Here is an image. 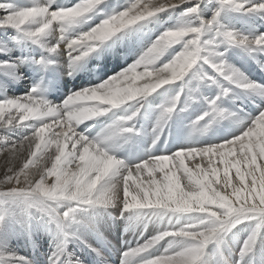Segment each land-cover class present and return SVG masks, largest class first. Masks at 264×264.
Returning a JSON list of instances; mask_svg holds the SVG:
<instances>
[{
  "label": "snow or ice",
  "instance_id": "1",
  "mask_svg": "<svg viewBox=\"0 0 264 264\" xmlns=\"http://www.w3.org/2000/svg\"><path fill=\"white\" fill-rule=\"evenodd\" d=\"M164 15L171 23L153 40L145 29ZM262 29L264 0H0V153L8 154L0 264H33L10 250L7 234L34 220L51 237L48 264H83L75 246L105 264L88 236L109 243L97 225L113 209L139 237L120 264H253L264 249V79L236 65L264 77ZM125 45L139 51L126 68L60 103L48 99L63 75ZM24 80L27 91L8 94ZM190 110L181 139L178 121ZM141 118H151L149 133ZM224 120L232 133L200 141ZM174 124V150H161ZM145 135L142 153L120 155ZM240 232L243 241L230 245Z\"/></svg>",
  "mask_w": 264,
  "mask_h": 264
},
{
  "label": "bare ground",
  "instance_id": "2",
  "mask_svg": "<svg viewBox=\"0 0 264 264\" xmlns=\"http://www.w3.org/2000/svg\"><path fill=\"white\" fill-rule=\"evenodd\" d=\"M20 2H24V0H20ZM125 0H110V3L113 5L116 4H123ZM171 23V20L167 15H164L163 18L161 19V22L159 25L157 24H149L148 27L145 29V32L148 34V36L151 37V39H155L157 35H159V32L163 30V27L168 26ZM239 26V25H238ZM264 30V29H262ZM121 50H124V52L128 53V56L131 55L132 58L131 62L126 65V67L131 64L135 59L136 56L139 54V51H133L130 46H117L112 52L106 53L101 56V59L104 60L106 58L107 54H117L121 52ZM106 63V62H105ZM239 62H237L238 64ZM238 66V65H236ZM124 67V68H126ZM118 73V72H116ZM115 74V73H114ZM112 76V75H111ZM110 77V76H109ZM61 79H64V76L61 77ZM28 86H27V80L22 81L19 84L12 85L9 90L8 94L9 95H22L25 91H27ZM152 99V98H150ZM53 101V100H52ZM155 104L160 102V99L157 98L153 101ZM5 130L0 129V137L4 136ZM15 139L16 137H12ZM50 151L54 152V148H51ZM26 151L22 154L19 155V158L16 159L15 165L17 167L20 166V164L23 162V160L26 158ZM8 160V154L7 153H0V179H3V173L5 171V162ZM191 163V162H189ZM234 175V174H233ZM129 220L127 217H121L120 212L117 209H113L111 215L105 214L103 217L100 218L98 221V227L100 231L103 233V236L105 237V240L108 243L109 246L111 247H117L119 246V242L121 239L120 234H122V231L128 228L129 226ZM129 232V231H128ZM156 232V226L152 225L149 227V229L145 233V238L150 237L151 235L155 234ZM132 233V231H130ZM230 236H232L230 234ZM244 233H236L235 238L230 239V244L231 245H237L238 244V239L243 241ZM136 239L137 236H134ZM89 242L92 243V240L90 238V235L88 236ZM228 240V238H227ZM236 240V242H235ZM44 241H49L51 243V237L48 234V232L44 229V227L40 224L39 221H33L31 229L29 231H25L22 227L20 226H12L9 228L8 234H7V243L8 247L10 248L11 251L19 254L20 256H25L26 253L24 252V248L26 245L31 244L34 246L39 247L40 244L42 243V248L45 246L43 245ZM229 243V240H228ZM73 251H76L77 248L74 247L73 249H70ZM122 250V249H121ZM124 250V249H123ZM163 249H161L162 251ZM263 251V252H262ZM26 257V256H25ZM254 258L253 264H264V249L258 247Z\"/></svg>",
  "mask_w": 264,
  "mask_h": 264
},
{
  "label": "rangeland",
  "instance_id": "3",
  "mask_svg": "<svg viewBox=\"0 0 264 264\" xmlns=\"http://www.w3.org/2000/svg\"><path fill=\"white\" fill-rule=\"evenodd\" d=\"M236 235V234H235ZM235 235H232V236H229L228 237V240H229V244H230V239H233V238H235ZM244 235L246 236V233H244ZM244 236V237H245ZM234 240V239H233ZM235 242H236V240H235ZM240 242H242V240L240 239V241H239V239H238V244L240 243ZM119 244H120V242H119ZM238 244L237 245H234V247H238ZM231 245V244H230ZM233 246V245H232ZM257 251V250H256ZM263 252V251H262ZM253 262H254V258H253ZM255 264V263H254Z\"/></svg>",
  "mask_w": 264,
  "mask_h": 264
}]
</instances>
